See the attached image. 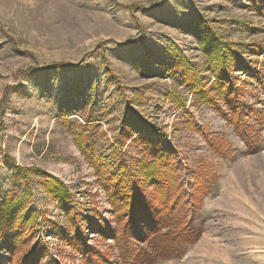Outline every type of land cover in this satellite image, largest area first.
I'll list each match as a JSON object with an SVG mask.
<instances>
[{
	"label": "rangeland",
	"instance_id": "1",
	"mask_svg": "<svg viewBox=\"0 0 264 264\" xmlns=\"http://www.w3.org/2000/svg\"><path fill=\"white\" fill-rule=\"evenodd\" d=\"M197 17L238 55L234 76L249 82L243 107L264 113V0H0V199L7 192L22 196L26 184L33 188L27 208L31 204L46 218L35 237L47 244L53 260L80 264L79 257L70 260L62 240L65 215L40 186L39 175L25 181L18 169L59 178L80 219H93L95 209L111 220L70 126L91 121L88 135L107 157L110 147L128 137L120 135L128 114L172 148L184 170L204 165L216 178L191 218L203 238L186 246L180 258L155 264H264V122L249 116L261 133L260 150L248 154L232 126L199 105L182 84L174 50L203 78L210 75L193 26ZM54 64L63 67L51 69ZM247 67L259 78L248 77ZM171 94L184 101L183 109ZM185 109L205 135L187 128ZM128 126L132 138L118 149L126 152L125 160L139 159L142 146ZM214 139L228 144L230 156L212 152ZM182 178L185 187L192 181L188 171ZM87 231L90 244L103 250L112 245ZM7 258L0 251V264Z\"/></svg>",
	"mask_w": 264,
	"mask_h": 264
},
{
	"label": "trees",
	"instance_id": "2",
	"mask_svg": "<svg viewBox=\"0 0 264 264\" xmlns=\"http://www.w3.org/2000/svg\"><path fill=\"white\" fill-rule=\"evenodd\" d=\"M194 21L210 75L203 78L200 71L175 50L174 68L181 72V82L195 101L213 108L245 143L247 153H256L260 150L261 130H256L255 124L248 123V119L252 115L256 117L255 123H262L264 113L242 105L244 86L249 82L234 76L232 64L241 65L238 55L208 28L206 22H199V17ZM62 67L61 64L50 66L56 70ZM244 70L248 77L259 78V73L250 67ZM177 98L170 95L171 102L183 109L184 101ZM183 114L188 129L205 135V129L187 109ZM90 122L88 120L84 126L71 125L70 133L81 156L94 171L96 186L105 194L106 213L111 220L104 218L103 211L95 209L93 219L89 216L80 219L79 212L71 206V192L59 178L35 168L18 169L25 181L32 173L39 175L40 186L63 211L65 226L61 235L71 249L70 260L79 257L80 264H155L160 260L180 258L185 247L195 244L201 237L203 229L201 226L196 228L191 218L197 217L202 199L209 193L215 176L204 165L184 170L175 151L163 145L157 134L146 132L145 124L132 121L128 114L120 124V135L128 137L119 141L116 147H110V154L105 157L97 151L88 135L86 125ZM128 125L136 135L135 141L142 146L139 159L129 157L125 160L126 152L122 155L118 149V145L123 146L132 138L127 134ZM227 145L225 141L214 139L210 147L214 154L227 158L232 153L227 150ZM184 171H188L192 180L187 187L182 178ZM32 189L26 184L22 196L7 192L0 199V251H7V264H66L53 260L47 244L35 237L46 218L31 204L27 208L26 201L30 202ZM88 229L95 230L93 234L103 243L111 240L109 249L90 244L86 237Z\"/></svg>",
	"mask_w": 264,
	"mask_h": 264
},
{
	"label": "crops",
	"instance_id": "3",
	"mask_svg": "<svg viewBox=\"0 0 264 264\" xmlns=\"http://www.w3.org/2000/svg\"><path fill=\"white\" fill-rule=\"evenodd\" d=\"M203 236H204V230H203V232L201 233L200 240L203 238Z\"/></svg>",
	"mask_w": 264,
	"mask_h": 264
}]
</instances>
